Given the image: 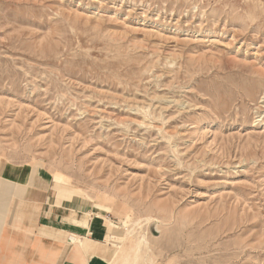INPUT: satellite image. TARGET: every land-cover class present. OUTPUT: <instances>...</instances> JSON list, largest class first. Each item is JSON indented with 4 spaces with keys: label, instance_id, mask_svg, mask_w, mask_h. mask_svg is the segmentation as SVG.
<instances>
[{
    "label": "rangeland",
    "instance_id": "1",
    "mask_svg": "<svg viewBox=\"0 0 264 264\" xmlns=\"http://www.w3.org/2000/svg\"><path fill=\"white\" fill-rule=\"evenodd\" d=\"M5 167L106 210L115 264H264V0H0Z\"/></svg>",
    "mask_w": 264,
    "mask_h": 264
},
{
    "label": "crops",
    "instance_id": "2",
    "mask_svg": "<svg viewBox=\"0 0 264 264\" xmlns=\"http://www.w3.org/2000/svg\"><path fill=\"white\" fill-rule=\"evenodd\" d=\"M107 213L78 195L58 201L41 170L2 168L0 264H109Z\"/></svg>",
    "mask_w": 264,
    "mask_h": 264
},
{
    "label": "bare ground",
    "instance_id": "3",
    "mask_svg": "<svg viewBox=\"0 0 264 264\" xmlns=\"http://www.w3.org/2000/svg\"><path fill=\"white\" fill-rule=\"evenodd\" d=\"M54 181V180H53ZM52 189V188H51ZM54 190H55V192H56V195H58V194H60L62 191L60 190V189H58L56 186H54V188H53ZM64 193V192H63ZM72 198V197H71ZM99 217V216H98ZM82 220V219H81ZM65 222V221H64ZM108 226H109V229H110V231H109V235H110V238H112L111 240H113V239H115L114 237H115V232H116V228H118V226H116V225H112V224H108ZM117 238V237H116ZM132 247V246H131ZM125 249V248H124ZM121 252V251H120ZM119 252V253H120ZM128 253H129V251H128ZM116 255V254H115ZM113 256V258L110 260V262H109V264H115L116 263V260H117V258L118 257H120V256H118V255H116V256ZM128 255V254H127ZM130 255H132V254H130ZM124 256V255H123ZM130 257V256H129ZM133 257V256H132ZM131 257V258H132ZM127 259V258H126ZM132 260V259H131ZM130 260V261H131ZM135 260V259H134ZM118 261V260H117ZM123 261V260H122ZM128 261V260H127ZM122 264V263H121ZM131 264V263H130Z\"/></svg>",
    "mask_w": 264,
    "mask_h": 264
}]
</instances>
